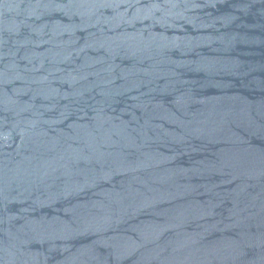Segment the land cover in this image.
Listing matches in <instances>:
<instances>
[{"label":"water","instance_id":"1","mask_svg":"<svg viewBox=\"0 0 264 264\" xmlns=\"http://www.w3.org/2000/svg\"><path fill=\"white\" fill-rule=\"evenodd\" d=\"M0 264H264V0H0Z\"/></svg>","mask_w":264,"mask_h":264}]
</instances>
